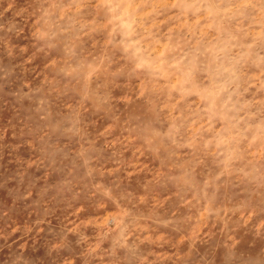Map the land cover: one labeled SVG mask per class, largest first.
Returning <instances> with one entry per match:
<instances>
[{
    "label": "rangeland",
    "instance_id": "obj_1",
    "mask_svg": "<svg viewBox=\"0 0 264 264\" xmlns=\"http://www.w3.org/2000/svg\"><path fill=\"white\" fill-rule=\"evenodd\" d=\"M0 264H264V0H0Z\"/></svg>",
    "mask_w": 264,
    "mask_h": 264
}]
</instances>
